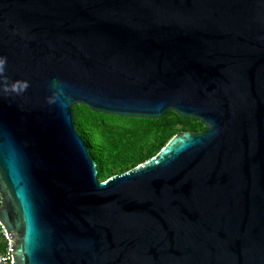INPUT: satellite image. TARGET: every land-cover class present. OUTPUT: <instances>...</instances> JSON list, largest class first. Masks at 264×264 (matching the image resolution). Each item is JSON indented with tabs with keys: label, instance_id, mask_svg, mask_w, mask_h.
Wrapping results in <instances>:
<instances>
[{
	"label": "water",
	"instance_id": "95a60500",
	"mask_svg": "<svg viewBox=\"0 0 264 264\" xmlns=\"http://www.w3.org/2000/svg\"><path fill=\"white\" fill-rule=\"evenodd\" d=\"M0 61L14 264H264V0H0ZM76 105L206 130L101 182Z\"/></svg>",
	"mask_w": 264,
	"mask_h": 264
},
{
	"label": "trees",
	"instance_id": "16d2710c",
	"mask_svg": "<svg viewBox=\"0 0 264 264\" xmlns=\"http://www.w3.org/2000/svg\"><path fill=\"white\" fill-rule=\"evenodd\" d=\"M73 111L76 130L89 146L101 182L151 160L180 132L206 130L196 119L173 111L159 120L107 115L82 105ZM4 249L0 239V252Z\"/></svg>",
	"mask_w": 264,
	"mask_h": 264
},
{
	"label": "built area",
	"instance_id": "2783aa9c",
	"mask_svg": "<svg viewBox=\"0 0 264 264\" xmlns=\"http://www.w3.org/2000/svg\"><path fill=\"white\" fill-rule=\"evenodd\" d=\"M0 239L6 244L5 250L0 252V264H14L12 241L9 239L8 232L0 223Z\"/></svg>",
	"mask_w": 264,
	"mask_h": 264
},
{
	"label": "clouds",
	"instance_id": "9594fccd",
	"mask_svg": "<svg viewBox=\"0 0 264 264\" xmlns=\"http://www.w3.org/2000/svg\"><path fill=\"white\" fill-rule=\"evenodd\" d=\"M3 64V61H0V65H2ZM0 70H2V69H0ZM26 86V85H25Z\"/></svg>",
	"mask_w": 264,
	"mask_h": 264
},
{
	"label": "crops",
	"instance_id": "0c3cea01",
	"mask_svg": "<svg viewBox=\"0 0 264 264\" xmlns=\"http://www.w3.org/2000/svg\"><path fill=\"white\" fill-rule=\"evenodd\" d=\"M0 205H1V199H0ZM3 242V241H2ZM4 243V242H3ZM5 248H6V244H5Z\"/></svg>",
	"mask_w": 264,
	"mask_h": 264
},
{
	"label": "bare ground",
	"instance_id": "6f19581e",
	"mask_svg": "<svg viewBox=\"0 0 264 264\" xmlns=\"http://www.w3.org/2000/svg\"><path fill=\"white\" fill-rule=\"evenodd\" d=\"M6 229V228H5ZM5 250V249H4ZM2 252V251H1Z\"/></svg>",
	"mask_w": 264,
	"mask_h": 264
}]
</instances>
